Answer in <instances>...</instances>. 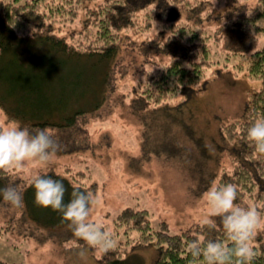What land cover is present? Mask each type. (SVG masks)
<instances>
[{"label":"trees","instance_id":"obj_1","mask_svg":"<svg viewBox=\"0 0 264 264\" xmlns=\"http://www.w3.org/2000/svg\"><path fill=\"white\" fill-rule=\"evenodd\" d=\"M215 2L218 7L211 6V0H0V58L24 38L34 39L48 48V67L72 66L84 73L81 81L78 77L70 79L71 91L57 103L70 107L80 93L90 97L55 121L52 115L41 112V108L51 106L52 99L36 91L32 102L38 109L35 120L20 124L33 130L51 129L61 147L74 146L64 153L82 150L77 148L79 144L90 145L86 124L102 116V109L110 113L112 101L121 104L130 98L122 106L139 116L153 112L157 105L166 108L174 95L192 90L209 66L224 68L237 59L238 68L247 78L257 79L259 85L246 91L241 118L219 125L221 137L235 148L230 166L213 169L211 175L218 186L235 184L237 202H250L264 215V153L256 150L247 134L256 121L264 120V0ZM40 176L64 184L68 190L65 203L73 198V191L86 194L96 188L95 184L74 185L52 169ZM19 181L15 171L0 170V190L15 186L23 196V205L14 207L4 201L0 191L4 223L0 236L12 230L31 231L39 224L52 230L60 220L62 227L70 226L61 212L34 202L33 184L26 187ZM114 224L123 227L126 234L136 231L138 244L154 246L157 254L149 264H205L203 257L190 255L188 246L193 240L200 241L202 248L209 240L232 243L223 225L196 223L191 229L170 234L166 224L160 223L155 229L145 210L131 207L124 208ZM252 244L257 253L252 264H264V235L256 233ZM126 255L127 249L119 245L107 253L100 252L95 261L127 264ZM0 264L21 263L0 260ZM233 264H239L235 257Z\"/></svg>","mask_w":264,"mask_h":264},{"label":"rangeland","instance_id":"obj_2","mask_svg":"<svg viewBox=\"0 0 264 264\" xmlns=\"http://www.w3.org/2000/svg\"><path fill=\"white\" fill-rule=\"evenodd\" d=\"M211 2V6H219ZM48 53V48L36 40L24 38L0 58V127L35 120L38 109L32 102L36 91L52 99L51 106L41 108V112L52 115L55 121L71 106L76 108L90 101L89 96L80 93L70 107L57 103L71 91L70 79L78 77L81 81L84 73L72 66L48 67ZM54 55L51 52V57ZM258 82L247 78L234 58L228 67L209 66L192 90L174 95L166 108L157 105L153 112L139 116L122 106L130 98L121 104L119 100L112 101L115 105L111 104L110 113L102 109V116L86 124L89 146L79 144L77 148L82 150L64 153L74 148L70 143L47 163L29 161L22 168L9 169L17 173L19 183L25 182L26 187L33 184L35 176L49 169L74 185L95 184L96 188L89 192L94 193L97 202L91 205L89 219L101 223L116 246L127 249V264H149L157 254L154 246L138 244L136 231L126 234L123 227H116V216L126 207L143 209L153 228L164 223L170 234L205 223L209 206L204 193L213 184L218 186L212 170L229 167L235 148L221 137L218 127L241 118L246 91L257 87ZM239 205L253 207L250 202ZM2 219L0 225L4 224ZM211 219L223 225L220 217ZM59 222L51 226L52 230L39 224L31 231L12 230L1 235L0 260L21 264H97L95 257L102 251L89 247L74 236L72 228H68L71 226L62 227L63 222ZM25 232L32 233L22 236ZM258 232L264 235V227Z\"/></svg>","mask_w":264,"mask_h":264},{"label":"clouds","instance_id":"obj_3","mask_svg":"<svg viewBox=\"0 0 264 264\" xmlns=\"http://www.w3.org/2000/svg\"><path fill=\"white\" fill-rule=\"evenodd\" d=\"M215 3V0H213ZM156 27L157 22L153 20ZM248 137L254 142L259 153H264V120L256 121L248 129ZM61 150L59 138L51 129H29L19 122L0 127V170L22 168L29 161L47 163L51 156ZM34 202L44 208L61 212L70 223L75 237L83 240L89 247L107 253L116 247L112 235L105 231L99 222L89 219L91 205L95 204L94 193L73 191L72 199L65 203L66 188L56 179L35 176ZM4 201L14 207L23 205L22 193L15 186L2 190ZM209 206V218L205 221L214 226L212 217H220L231 245L209 240L201 247V242L193 240L188 250L192 257H203L205 264H233L235 257L239 264H252L256 251L252 241L257 231L264 227V217L255 207H241L236 203L238 189L233 183L224 186L213 184L205 193ZM83 256L84 252L81 251Z\"/></svg>","mask_w":264,"mask_h":264}]
</instances>
